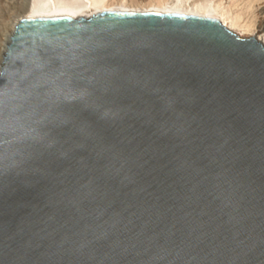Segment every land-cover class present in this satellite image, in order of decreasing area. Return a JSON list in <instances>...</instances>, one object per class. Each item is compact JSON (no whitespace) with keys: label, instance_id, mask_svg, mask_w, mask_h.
I'll list each match as a JSON object with an SVG mask.
<instances>
[{"label":"water","instance_id":"obj_1","mask_svg":"<svg viewBox=\"0 0 264 264\" xmlns=\"http://www.w3.org/2000/svg\"><path fill=\"white\" fill-rule=\"evenodd\" d=\"M0 264H264V47L180 14L21 20Z\"/></svg>","mask_w":264,"mask_h":264},{"label":"bare ground","instance_id":"obj_2","mask_svg":"<svg viewBox=\"0 0 264 264\" xmlns=\"http://www.w3.org/2000/svg\"><path fill=\"white\" fill-rule=\"evenodd\" d=\"M135 1L122 0V2L113 5L112 0H14L12 7L14 14L11 13L12 17L11 23L8 26L9 29L0 36L4 39L2 49H0V72L15 27L21 20L44 19L58 16L86 19L102 13L157 12L215 19L222 21V24L234 34L256 38V41L264 47V10L257 11L258 15H256L259 18H257L258 21L256 20L257 24L253 22L255 25L250 26L247 25L248 23L246 24L244 22L245 25H243L240 22L241 16L230 15L228 11H224L225 8L222 9V4L212 3L211 0L209 2L208 0H157L156 2L154 0V2L148 0L150 3L146 6L138 4L136 6L134 4ZM13 16L15 17L13 18Z\"/></svg>","mask_w":264,"mask_h":264},{"label":"rangeland","instance_id":"obj_3","mask_svg":"<svg viewBox=\"0 0 264 264\" xmlns=\"http://www.w3.org/2000/svg\"><path fill=\"white\" fill-rule=\"evenodd\" d=\"M13 1L14 0H0V32H1L0 36H2V34L5 33V31H7V29H9L8 26L11 23V17H12L11 13L14 14L13 13L14 9L12 8L13 7ZM112 1H113L112 2L113 5L118 4V2L119 3L122 2V0H112ZM129 1L131 2V0H129ZM149 1L152 2L153 0H149ZM149 1L148 0H136L134 2V4L136 6H137V4L146 6L150 3ZM154 1L156 2L157 0H154ZM202 1H204V0H202ZM209 1L210 0H208V2ZM211 1H212V3L222 4L221 5L222 9L225 8L224 11H228L230 13V15L241 16L240 22H242L243 25H245L244 22L246 24L248 23L247 25H250V26L255 25L254 23L257 24V21L259 19L257 17V15H258L257 11L260 12V11L264 10V7H263L264 6V0H222V1L221 0H211ZM15 16H13V18ZM250 21H252V22H250ZM3 29H4V31H3ZM236 36H238L241 39H250V37H244V36H241L238 34H236ZM0 38H1L0 43L2 42L0 44L1 45L0 49H2L4 39H3V37H0Z\"/></svg>","mask_w":264,"mask_h":264}]
</instances>
